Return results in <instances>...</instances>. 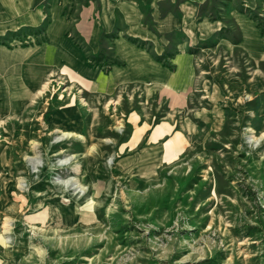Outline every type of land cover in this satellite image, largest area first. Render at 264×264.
Instances as JSON below:
<instances>
[{
  "label": "rangeland",
  "instance_id": "obj_1",
  "mask_svg": "<svg viewBox=\"0 0 264 264\" xmlns=\"http://www.w3.org/2000/svg\"><path fill=\"white\" fill-rule=\"evenodd\" d=\"M95 1L34 5L75 19ZM258 2L198 7L223 26L191 48L194 84L170 114L191 134L179 154L147 140L152 123L172 119L141 86L88 94L56 73L29 112L0 116V264H264V57L237 45L229 17L243 14L264 35ZM44 25L0 43L43 41ZM71 38L88 64L113 63L112 34L95 53ZM70 104L79 117L62 116Z\"/></svg>",
  "mask_w": 264,
  "mask_h": 264
},
{
  "label": "crops",
  "instance_id": "obj_2",
  "mask_svg": "<svg viewBox=\"0 0 264 264\" xmlns=\"http://www.w3.org/2000/svg\"><path fill=\"white\" fill-rule=\"evenodd\" d=\"M245 1L250 7L258 5L256 0ZM258 1L264 9V0ZM204 2L97 0L83 6L73 19L53 2L34 5V0H0V36L45 23L43 41L26 45L0 43V116L29 112L42 95L40 88L44 80L56 73L77 83L83 93L109 96L118 88L141 86L145 95L167 104V115L183 108L195 79V56L191 48L223 26L221 19L197 16L198 7ZM229 17L240 29L237 45L251 56L264 57V35L260 36L243 14L231 11ZM71 34L93 53L99 49L100 40L112 34L107 55L114 58L113 63L88 64ZM160 55L161 60L155 57ZM72 107L71 104L65 107L61 115L79 117ZM137 111L136 117H148ZM174 120L161 119L149 126L147 140L161 154L165 153L166 144H170L174 155L181 153L191 135ZM185 124L189 123L185 121Z\"/></svg>",
  "mask_w": 264,
  "mask_h": 264
},
{
  "label": "trees",
  "instance_id": "obj_3",
  "mask_svg": "<svg viewBox=\"0 0 264 264\" xmlns=\"http://www.w3.org/2000/svg\"><path fill=\"white\" fill-rule=\"evenodd\" d=\"M259 31H260V33H262V27H259ZM157 59H159V60H161L162 59V56H155ZM168 66H170V65H168Z\"/></svg>",
  "mask_w": 264,
  "mask_h": 264
},
{
  "label": "bare ground",
  "instance_id": "obj_4",
  "mask_svg": "<svg viewBox=\"0 0 264 264\" xmlns=\"http://www.w3.org/2000/svg\"><path fill=\"white\" fill-rule=\"evenodd\" d=\"M46 84V83H45ZM42 89V88H41Z\"/></svg>",
  "mask_w": 264,
  "mask_h": 264
}]
</instances>
